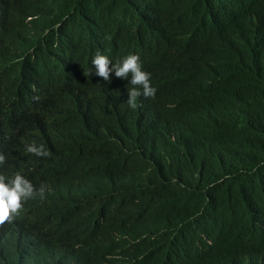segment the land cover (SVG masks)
I'll return each instance as SVG.
<instances>
[{
	"label": "trees",
	"instance_id": "16d2710c",
	"mask_svg": "<svg viewBox=\"0 0 264 264\" xmlns=\"http://www.w3.org/2000/svg\"><path fill=\"white\" fill-rule=\"evenodd\" d=\"M36 1L31 52L15 70L10 40L23 0H2L0 145L7 159L0 174L22 172L45 191L3 228L0 264H21L35 245L39 264H247L245 256H255L250 264H264V37L248 58L235 62L234 74L198 87L192 115L171 117L186 128L178 144L191 150V177L174 181L173 168L143 167L136 181L118 144L98 140V158L86 140L121 91L119 83L95 75L94 49L115 43L108 51L113 63L138 54L152 72L171 69L176 60L166 50L144 55L135 24L126 17L121 30L103 11L105 5L118 12L121 0ZM197 2L182 0L176 14L192 18L202 7ZM169 87L160 84L159 96ZM154 99L143 112L173 115ZM33 142L51 155L28 153ZM93 166L99 176L88 180Z\"/></svg>",
	"mask_w": 264,
	"mask_h": 264
},
{
	"label": "clouds",
	"instance_id": "9594fccd",
	"mask_svg": "<svg viewBox=\"0 0 264 264\" xmlns=\"http://www.w3.org/2000/svg\"><path fill=\"white\" fill-rule=\"evenodd\" d=\"M181 1L121 0L118 12L103 5V11L116 18L121 30L126 17L135 24L144 55L166 50L176 60L173 68L152 72L144 70L141 55L138 54H128L113 63L108 51L115 43L99 42L94 49L92 65L95 75L108 83H119L121 91L109 103L105 119L87 136V142L95 146L98 158V140L118 144L131 178L136 181L143 167L155 172L173 168L174 181L191 177L192 163H186L191 150L178 144L186 128L171 117L192 115L198 87L234 74L235 62L248 58L264 37L262 0H198L202 7L187 20L175 12ZM4 14L5 7L0 0V38L5 33ZM38 15L37 1L23 0V14L10 40L9 59L15 65V70L24 67L31 52L30 33ZM85 35L90 41L89 34ZM113 73L115 77L111 78ZM164 83L170 87L159 96L158 86ZM158 97L162 106L172 110L173 115L165 116L161 111L156 115L143 112L146 104L156 101L154 98ZM26 150L38 157L51 155L43 144L35 142L28 145ZM0 152L2 169L7 158L1 145ZM22 174L17 172L10 177L0 174V235L3 228L13 223L22 212L29 199L37 194L43 199L44 186L37 190ZM97 176L99 166H93L89 179ZM124 183L126 186L132 185L131 180ZM34 252L21 264H39L37 245ZM245 258V263L250 264L255 256ZM261 261L264 262V255Z\"/></svg>",
	"mask_w": 264,
	"mask_h": 264
},
{
	"label": "bare ground",
	"instance_id": "6f19581e",
	"mask_svg": "<svg viewBox=\"0 0 264 264\" xmlns=\"http://www.w3.org/2000/svg\"><path fill=\"white\" fill-rule=\"evenodd\" d=\"M240 7H243V6H240ZM240 7H239V8H240ZM245 7H247V5H246ZM147 56H149V55H147ZM83 102H84V101H83ZM88 102H89V101H88ZM88 102H87V103H88ZM85 103H86V101H85L83 104H85ZM79 104H80V103H79ZM80 105H81V104H80ZM85 105H86V104H85ZM85 105H84V106H85ZM90 105H91V104H90ZM90 105H89V106H90ZM82 106H83V105H82ZM82 106H81V107H82ZM86 107H87V106H86ZM67 108H68V106H67ZM83 108H84V107H83ZM88 109H89V108H88ZM61 110H62V109H61ZM64 110H65V109H64ZM68 110H69V109H68ZM55 111H57V108H56ZM66 111H67V110H66ZM58 112H59V111H58ZM67 112H68V111H67ZM58 115H59V114H58ZM60 115H61V114H60ZM72 115H73V114H72ZM73 116H74V115H73ZM73 116H72V117H73ZM76 117H77V116H76ZM79 118H80V117H79ZM79 118H77V119H79ZM72 121H73V120H72ZM75 123H76V122H75ZM79 123H81L80 120H79ZM79 123H78V124H79ZM33 124H34V123H33ZM79 125H80V124H79ZM65 126H66V125H65ZM65 126H64V128H65ZM72 126H73V125H72ZM35 127H36V126H35ZM67 127H69V125H67ZM71 128H72V127H71ZM75 128H76V127H74V129H75ZM35 129H39V128H35ZM55 129H56V128H55ZM68 129H70V128H68ZM74 129H73V130H74ZM32 130H33V128H32ZM39 130H41V129H39ZM64 131H65V130H64ZM36 132H37V131H36ZM41 132H42V130H41ZM41 132H39V133H41ZM71 132H72V131L70 130V133H71ZM32 133H33V132H32ZM42 133H43V132H42ZM63 133H64V132H63ZM45 134H46V133H45ZM82 135H83V134H82ZM82 135H81V136H82ZM85 135H86V134H85ZM68 136H69V135H68ZM86 140H87V139H86ZM78 141H79V140H78ZM81 141H83V140H81ZM74 142H75V141H74ZM14 143H15V142H14ZM24 144H26V143H24ZM78 144H79V143H78ZM109 144H110V143H109ZM29 145H30V144H29ZM66 145H67V144H66ZM72 145H73V144H72ZM69 146H70V145H69ZM72 147H73V146H72ZM63 148H64V147H63ZM67 148H68V147H67ZM64 149H66V147H65ZM69 149H70V148H69ZM106 149H107V148H106ZM67 150H68V149H67ZM73 150H74V149H73ZM69 151H70V150H69ZM69 151H67V152H69ZM74 151H75V150H74ZM120 151H121V150H120ZM100 152H101V151H100ZM104 152H105V151H104ZM118 152H119V151H118ZM71 153H72V152H71ZM94 153H95V152H94ZM92 154H93V153H92ZM100 154H101V153H100ZM103 157H105V156H103ZM102 160H103V159H102ZM94 163H95V162H94ZM64 165H65V164H64ZM188 165H191V163H188ZM66 166H67V165H66ZM115 172H116V171H115ZM112 174H114V173H112ZM118 174H119V173H118ZM108 175H109V173H108ZM61 177H62V176H61ZM61 177H60V178H61ZM108 177H110V175H109ZM111 177H112V176H111ZM115 177H117V176H115ZM115 177H114V178H115ZM85 178H86V177H85ZM101 178H102V177H101ZM101 178H99V179L101 180ZM61 179H62V178H61ZM61 179H59V181H60ZM93 179H94V178H93ZM104 179H106V177H105ZM111 179H112V178H111ZM125 179H126V178H125ZM86 180H87V179H86ZM88 180H90V179H88ZM96 180H97V179H96ZM106 180H107V179H106ZM76 181H77V180H76ZM93 181H94V180H93ZM111 181H112V180H111ZM111 181H110V182H111ZM120 181H121V180H120ZM55 182H56V181H55ZM90 182H91V181H90ZM96 182H97V181H96ZM113 182H114V181H113ZM72 183L74 184L75 182L73 181ZM81 183H82V182H81ZM92 183H93V182H92ZM94 183H95V182H94ZM94 183H93V184H94ZM98 183H99V182H98ZM105 183H106V182H105ZM114 183H118V182H114ZM73 184H72V185H73ZM90 184H91V183H90ZM96 184H97V183H96ZM108 184H109V183H108ZM110 184H111V183H110ZM74 186H75V185H74ZM109 186H110V185H109ZM72 187H73V186H72ZM74 188H75V187H74ZM88 188H91V187H87V189H88ZM49 189H51V188H49ZM54 190H55V189H54ZM62 191H63V190H61V191H59V192H60V193H63ZM49 192H50V191H49ZM60 193H59V194H60ZM139 193H140V192H139ZM51 195H52V194H51ZM79 196L81 197V195H79ZM145 199H146V198H145ZM140 200H141V199H140ZM73 210H74V209H73ZM114 217H115V216H114ZM99 223H101V222H99ZM99 223H98V224H99ZM99 225H100V224H99ZM89 226H90V225H89ZM96 226H97V225H96ZM96 226H95V227H96ZM93 229H95V228H93ZM93 229H92V230H93ZM76 231H77V230H76ZM89 231H90V230H89ZM79 233H80V231H79ZM87 233H88V232H87ZM85 234H86V233H85ZM89 234H90V233H88V235H89ZM88 235H87V236H88ZM14 237H15V236H14ZM82 238H83V237H82ZM80 240H81V239H80ZM82 240H83V239H82ZM217 240H218V239H217ZM83 241H84V240H83ZM83 241H82V242H83ZM218 241H219V240H218ZM4 242H5V241H4ZM147 243H148V242H147ZM218 243H219V242H218ZM69 244H70V242H69ZM219 244H220V243H219ZM70 245H71V244H70ZM70 245L67 244V246H70ZM216 245H217V244H216ZM220 245H221V244H220ZM217 246H218V245H217ZM215 247H216V246H215ZM215 247L213 246V248H215ZM217 248H218V247H217ZM220 250H221V249H220ZM202 254H203V252H202ZM185 255H186V254H185ZM188 255H189V254H188ZM192 256H193V255H192ZM197 256H198V255H197ZM184 257H185V256H184ZM4 258H5V257H4ZM77 258H78V257H77ZM188 258H189V257H188ZM195 258H196V257H195ZM60 259H61V258H60ZM183 259H184V258H183ZM71 260H72V259H71ZM72 261H73V260H72ZM40 262H41V261H40ZM180 263H181V262H180ZM180 263H179V264H180ZM41 264H42V263H41Z\"/></svg>",
	"mask_w": 264,
	"mask_h": 264
}]
</instances>
